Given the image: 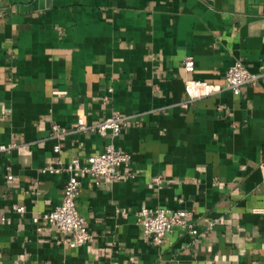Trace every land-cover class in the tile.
Here are the masks:
<instances>
[{"label": "crops", "instance_id": "crops-1", "mask_svg": "<svg viewBox=\"0 0 264 264\" xmlns=\"http://www.w3.org/2000/svg\"><path fill=\"white\" fill-rule=\"evenodd\" d=\"M237 61L264 70V0H0V148L15 146L0 150V264H264V78L240 95L192 84H224ZM114 113L130 117L115 142L128 177L77 173L92 240L71 248L33 222L67 181L43 169L86 166L108 140L74 132L80 116ZM142 208L189 211L199 234L157 246Z\"/></svg>", "mask_w": 264, "mask_h": 264}, {"label": "built area", "instance_id": "built-area-1", "mask_svg": "<svg viewBox=\"0 0 264 264\" xmlns=\"http://www.w3.org/2000/svg\"><path fill=\"white\" fill-rule=\"evenodd\" d=\"M184 68L187 73L193 72L195 70L194 58H187L184 62ZM262 78H264V70L251 73L243 62L237 61L226 73L224 84H212L204 81H193L192 84L202 91V96H211L225 89L240 95L243 87L256 84ZM129 121L130 117L121 113H114L96 124H90L84 116H80L74 132L97 134L108 140V143L101 153L89 158L86 166H82L80 159L75 157L66 165L57 161L43 169L44 173L66 175L67 181L62 203L50 212L36 215L33 218L35 225L40 226L41 223L54 225L66 236L65 242L71 248L81 247L92 240L87 222L77 208V199L80 194V181L77 173L81 172L92 177L97 181V184L103 178L113 181L127 178L124 169L130 166L132 156L119 150L115 142L121 137ZM70 133V130L57 125L53 126V138L57 140H63ZM14 147L3 146L0 150L7 152ZM55 152H61L60 145L55 147ZM9 179L12 177L10 176ZM154 183L159 186L162 184V179L160 177L155 178ZM14 211L24 214L26 209L23 206H16ZM190 215L191 213L185 210L142 208L139 211L138 221L142 226L144 237L159 246L165 242L167 234L171 233L175 227H181L191 235L197 236L199 234L198 226L189 219Z\"/></svg>", "mask_w": 264, "mask_h": 264}]
</instances>
